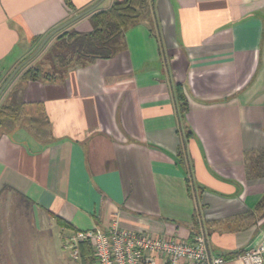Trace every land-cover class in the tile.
Listing matches in <instances>:
<instances>
[{"label": "crops", "instance_id": "1", "mask_svg": "<svg viewBox=\"0 0 264 264\" xmlns=\"http://www.w3.org/2000/svg\"><path fill=\"white\" fill-rule=\"evenodd\" d=\"M115 1L0 0L2 80L52 30ZM153 9L160 44L141 22L111 59L6 87L0 104L40 105L49 132L1 131L0 196L67 236L112 224L152 238L203 235L210 255L241 264L236 256L264 238V0H153ZM68 26L92 30L87 14Z\"/></svg>", "mask_w": 264, "mask_h": 264}, {"label": "trees", "instance_id": "2", "mask_svg": "<svg viewBox=\"0 0 264 264\" xmlns=\"http://www.w3.org/2000/svg\"><path fill=\"white\" fill-rule=\"evenodd\" d=\"M64 2L67 7H71L69 0H64ZM87 15H89L92 26V30L89 33L80 34L74 31H68L69 26L65 27L53 35L40 51L42 53L45 49L48 50L46 69L43 66L33 63L40 55L39 53L24 65L14 78L20 76L24 82H54L57 79H61L70 68L84 66L96 60L111 59L123 49L124 33L141 22H148L150 33L160 44L153 0H118L107 9L96 8ZM8 75L2 80L0 87ZM4 92L5 90L0 95V98ZM174 95L178 105V114L181 119L186 112L187 104L180 85L175 86ZM20 117L23 119L27 118V123L36 136L47 139L49 124L42 107L40 105H25L20 99L14 98L6 104L0 105V134L5 127L14 124ZM187 136L188 134H186V138ZM180 159L182 160V153H180ZM188 182L187 188L190 191ZM263 210L264 202L257 206L256 212L261 213ZM55 220L58 226L69 229V226L59 218H55ZM80 258L83 264L86 262L94 263L88 245H81Z\"/></svg>", "mask_w": 264, "mask_h": 264}, {"label": "built area", "instance_id": "3", "mask_svg": "<svg viewBox=\"0 0 264 264\" xmlns=\"http://www.w3.org/2000/svg\"><path fill=\"white\" fill-rule=\"evenodd\" d=\"M73 260L80 257L81 245H88L93 264H224L221 256L210 255L205 236L188 241L174 237L152 238L146 233H134L112 224L104 231H76L62 237ZM236 259L241 264H264V238L245 249Z\"/></svg>", "mask_w": 264, "mask_h": 264}, {"label": "rangeland", "instance_id": "4", "mask_svg": "<svg viewBox=\"0 0 264 264\" xmlns=\"http://www.w3.org/2000/svg\"><path fill=\"white\" fill-rule=\"evenodd\" d=\"M47 51L40 53L33 63L46 69ZM15 124H28L27 118L20 117ZM65 235L53 221L36 220L28 204L15 195L0 196L1 264H83L81 259L75 261L69 256L70 250L64 247L62 240Z\"/></svg>", "mask_w": 264, "mask_h": 264}, {"label": "water", "instance_id": "5", "mask_svg": "<svg viewBox=\"0 0 264 264\" xmlns=\"http://www.w3.org/2000/svg\"><path fill=\"white\" fill-rule=\"evenodd\" d=\"M96 5L81 12L80 14L74 16L73 18L69 19L68 21H66L65 23L61 24L60 26H58L57 28H55L54 30H52L49 34H47L42 41L39 43V45L36 47V49L32 52V54L30 56H28L24 61H22L21 63H19L13 70L12 72L8 75V77L6 78V80L4 81V83L1 85L0 87V95L2 94V92L6 89V87L9 85V83L12 81V79L15 77V75L17 74V72L24 66L26 65L28 62H30L34 57H36L40 51L42 50V48L44 47V45L46 44V42L53 36L55 35L57 32H59L60 30L64 29L65 27H67L68 25L72 24L73 22H75L76 20L80 19L81 17H83L84 15L88 14L90 11H92L93 9H95Z\"/></svg>", "mask_w": 264, "mask_h": 264}]
</instances>
